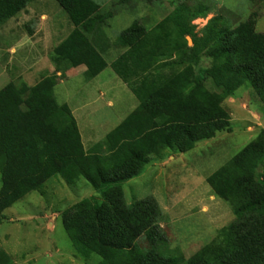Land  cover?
I'll use <instances>...</instances> for the list:
<instances>
[{"label": "trees", "instance_id": "obj_1", "mask_svg": "<svg viewBox=\"0 0 264 264\" xmlns=\"http://www.w3.org/2000/svg\"><path fill=\"white\" fill-rule=\"evenodd\" d=\"M34 1L0 0V25ZM53 1L73 27L53 49V75L34 86L9 83L0 90V214L53 177L68 184L84 180L102 195V203L83 200L61 219L83 257L95 255L100 264H264V130L207 177L235 220L186 261L167 253L157 202L148 198L127 205L121 188L143 173L151 157L188 153L225 130L229 117L221 104L243 85L264 103V34L252 21L230 29L214 17L188 48L184 36L191 31L181 29L173 37L166 22L152 31L134 22L111 44L102 29L107 17L94 0ZM201 17L206 16L198 10L192 15ZM112 46L123 52L110 68L138 106L86 151L70 109L57 103L54 88L66 71L79 66L86 68V81L97 77ZM201 54L211 66L196 78ZM175 56L190 63L165 75ZM207 80L219 91L207 88Z\"/></svg>", "mask_w": 264, "mask_h": 264}, {"label": "rangeland", "instance_id": "obj_2", "mask_svg": "<svg viewBox=\"0 0 264 264\" xmlns=\"http://www.w3.org/2000/svg\"><path fill=\"white\" fill-rule=\"evenodd\" d=\"M94 1L100 5L99 14L107 17L102 29L111 44L134 22L146 31L166 22L173 37L181 29L191 31L184 36L188 48L193 47V39L203 36L204 27L214 17L220 18L221 27L230 29L252 21L255 31L264 34V0ZM197 10L206 17L193 19ZM72 29L66 14L53 0H35L0 25V90L9 83L34 86L53 75V49ZM122 52L112 46L103 56L109 65ZM169 63L173 68H165V75L183 70L190 61L179 62L175 56ZM210 66L211 60L201 54L195 67L196 78ZM60 80L54 88L57 103L78 108L97 127V138L129 114L130 101L138 103L130 91L129 101L124 98L126 88L119 87L122 84L110 66L88 82L79 73ZM205 84L219 91L210 80ZM221 108L229 117L225 130L211 140L197 143L188 153L165 151L161 160L151 157L140 176L121 185L127 205L148 198L157 202L163 214L160 227L166 237L167 253L181 256L184 261L235 220L229 205L206 184L207 177L264 130V103L250 85L240 87L222 102ZM90 111H96L92 117ZM78 124L82 131L85 118ZM83 200L96 205L103 201L86 181L68 184L57 176L5 210L0 214V264H100L95 255H79L62 226V214Z\"/></svg>", "mask_w": 264, "mask_h": 264}, {"label": "crops", "instance_id": "obj_3", "mask_svg": "<svg viewBox=\"0 0 264 264\" xmlns=\"http://www.w3.org/2000/svg\"><path fill=\"white\" fill-rule=\"evenodd\" d=\"M57 46V45H56ZM55 46V47H56ZM116 59V58H115ZM114 59V60H115ZM113 60V61H114ZM112 61V62H113ZM111 62V63H112ZM110 63V64H111ZM110 64L108 65L107 64V67L106 68H108L109 66H110ZM52 70V72H54V67L51 69ZM85 71H86V68L84 67V66H79V67H77V68H73V69H70V70H68V71H66V73H65V75H64V79H69V76L70 75H73L74 73H79V74H82V75H84V73H85ZM60 73H58L57 74V76H59L60 77ZM100 75V74H99ZM98 75V76H99ZM97 76V77H98ZM96 78V77H95ZM118 78V77H117ZM118 80H119V82H120V84H122V85H119V87L120 88H122L121 86H123L124 88H126L125 90V99L127 100V101H129L128 99L129 98H131L129 95H128V93L127 92H129L130 90L128 89V87L118 78ZM60 82H61V80H60ZM88 82V81H87ZM131 92V91H130ZM137 101V100H136ZM131 102V106L129 107V110H130V112H129V114L138 106V103H134L133 101H130ZM133 102V103H132ZM138 102V101H137ZM64 104H66L67 106H68V108L70 109V111H71V113H72V115H73V117H74V119H75V121H76V123H77V127H78V130H79V133H80V136H81V140H82V144H83V147H84V149L86 150V151H90L96 144H98L99 142H101L104 138H105V136L108 134V133H110L114 128H116L129 114H127V116L117 125V126H115L110 132H108L107 134H105L104 136H102V138H97V135H98V133L96 132L97 131V127H94V125H92V123H90L88 120H87V118H86V116H84L82 113H80V111H79V109L78 108H74L73 106H71L69 103H64ZM91 113H90V115L89 116H93V114L96 112V111H90ZM84 118H85V126L83 125V127H82V131H81V128L79 127V121H83L84 120ZM83 132H85V134L83 133ZM84 134V137L82 136ZM96 137V138H95Z\"/></svg>", "mask_w": 264, "mask_h": 264}]
</instances>
